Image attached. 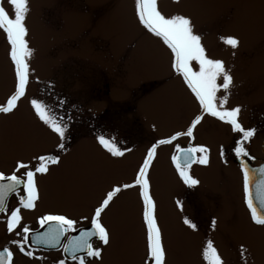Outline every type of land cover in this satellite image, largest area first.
<instances>
[{"label": "rangeland", "instance_id": "rangeland-1", "mask_svg": "<svg viewBox=\"0 0 264 264\" xmlns=\"http://www.w3.org/2000/svg\"><path fill=\"white\" fill-rule=\"evenodd\" d=\"M158 3L165 14L179 11L192 15L194 30L201 35L208 56L223 60L231 69L234 84L228 106H240L239 121L245 128L255 129L246 148L253 151L250 153L255 160L259 159L257 148L264 137V0ZM30 7L27 25L36 49L32 68L41 82L54 84L55 96L66 100L57 111L66 120L71 118L68 151L51 175L39 179L37 208L38 212L66 213L79 219L110 182L132 179L146 149L156 139L184 130L198 114V105L182 80L171 72L166 47L136 23L134 0H30ZM227 36L240 38L235 56L221 40ZM7 51L0 33V104L6 102L14 85ZM27 96L52 102L44 84L34 79ZM98 133L115 137L121 147L131 151L121 159L110 158L96 143ZM194 135L193 143L210 148L209 165L197 164L190 170L199 185L187 188L172 168L174 144H187V137L160 146L150 173L168 264H202L203 244L206 239L217 240L213 235L220 233L219 228L227 236V242L218 250L226 264L229 256L233 257L229 243L244 241L229 228L233 229L241 217L246 218L239 176L232 164L236 137L229 126L208 116ZM54 143L34 116L28 99L19 102L13 115L0 116V167L4 171H11L16 159L29 157L26 145L38 152L50 151ZM221 146L224 159L220 157ZM177 199L183 203L182 213L175 205ZM239 213L244 215L240 217ZM182 216L190 217L197 230L185 229ZM213 219L219 227H212ZM105 223L113 238L111 246L104 249L102 264H144L141 206L134 190L121 194ZM165 231L170 232L166 238ZM12 236L0 231V238ZM2 245L4 242H0V249ZM11 249L16 256H23L15 247ZM39 254L44 258L34 254L39 259H31V264L59 261L58 255ZM14 260V264H22Z\"/></svg>", "mask_w": 264, "mask_h": 264}, {"label": "snow or ice", "instance_id": "snow-or-ice-1", "mask_svg": "<svg viewBox=\"0 0 264 264\" xmlns=\"http://www.w3.org/2000/svg\"><path fill=\"white\" fill-rule=\"evenodd\" d=\"M5 3L7 7H5ZM176 5L181 0H173ZM31 12L30 0H0V33L4 35L8 46L7 56L12 66L14 85L6 102L0 104V116H11L19 108L22 99H28L34 116L42 127L54 138L50 151L35 152L27 159L18 158L9 174L0 171V217L5 224L6 234L17 238L9 240V245L24 257L39 259L34 255L32 244L49 247L60 246L62 251L75 264H102L103 252L111 246L113 234L105 223V217L111 212L126 191L134 190L141 206V223L144 235V264H168V252L164 244L163 230L157 215V202L152 194L151 169L157 157V149L162 145H173L181 137L188 138V146L174 144L171 163L179 180L188 188H194L200 181L191 175L193 164L208 166L210 148L205 144H195L194 130L205 116L229 126L235 134L234 157L240 161L242 173L243 201L247 207L252 224L264 229V166L252 168L247 163L254 160L246 148L254 136V128H245L239 121L240 106L229 107L228 101L234 78L231 69L221 59L210 58L202 44V37L194 29L192 15L184 12L165 14L158 0H134V18L138 26L146 33L158 39L169 51L170 70L182 80L189 90L193 101L198 105L196 114L186 128L171 135L156 139L147 149L142 161L136 166L130 181L115 180L100 194L88 215L79 219L66 214L49 212L38 217L43 231H33L22 224L21 209L34 210L40 199L38 177L51 175L58 168L68 151L67 141L70 119H65L57 109L62 108L66 100L55 96L52 82H41L35 75L31 61L36 49L32 47L27 17ZM224 45L230 47L235 56L240 46L238 36L221 37ZM43 83L46 94L52 97L48 102L39 96L28 97L30 83ZM218 93H222L218 95ZM155 130V126H153ZM98 146L114 160L125 157L131 149L123 148L115 137L98 133L95 136ZM220 157L225 158L223 146ZM15 195L17 206L8 209L9 197ZM176 207L183 212V203L177 199ZM87 222L88 227H78ZM182 224L196 231L197 224L188 216H182ZM215 228L216 220L211 221ZM98 241L99 245L94 242ZM10 246L0 250V264H14V255ZM241 256L246 254L240 246ZM202 264H225L212 240H207L201 250ZM57 264H66L64 259ZM246 264V261H245Z\"/></svg>", "mask_w": 264, "mask_h": 264}, {"label": "flooded vegetation", "instance_id": "flooded-vegetation-1", "mask_svg": "<svg viewBox=\"0 0 264 264\" xmlns=\"http://www.w3.org/2000/svg\"><path fill=\"white\" fill-rule=\"evenodd\" d=\"M36 134H37V132H36ZM263 140H264V137L260 141V145H259L260 147L258 146V148H257L259 150L258 153H260V156L261 157L259 159H256V160L254 159V160H248L247 161V163L249 164V166L252 167V168H257V167H260V166H264V152L261 149L262 148L261 142ZM28 146H29V148L27 147V145L25 146V151H27L29 153L28 156L30 157L35 151L37 152V149L31 150L30 149L31 145H28ZM181 146L182 147H187L188 146V143L187 144H184V145H181ZM38 152H42V150L40 149ZM250 152H251V150H250ZM255 152H256V150H255ZM251 153L253 154V151ZM251 153H250V155H251ZM25 159H27V158H25ZM232 164L235 166L236 172H237V174L239 176V187H240L239 188L240 189L239 192H240L242 207H243V210H244V212L246 214V218L245 217H241V215L242 214L244 215V213H242V214L239 213V216L241 218H240V220L238 219V221H235L236 223H234V228L232 229V228H229L228 227L229 230L234 235L239 234V235L243 236L244 237V241L241 242L238 239H236V243L235 244L229 243V246L231 248L233 257L229 256V260H228V262H226V264H235V262H234V255H236L235 261H236L237 264H245V261H246V264H264V229H262V228H260V227H258L256 225H254V224H252V222L250 220L249 212H248L247 207H246V205L244 204V201H243L242 173L240 171V166H239L240 165V161L237 160L234 157ZM196 165L197 164H193L192 167H194ZM172 168H174L173 165H172ZM0 171L5 172V174H9L10 173V171L9 172L8 171L6 172L1 167H0ZM45 177H47V176L38 177L37 179H38V181H41L39 179H41V178L44 179ZM38 203H39V200L37 201V205H36V208L34 210H24V209H21V215L23 217L22 224L29 226V228L31 230H33V231L42 230L39 227V224L37 222L38 221V217H40L41 215H44L46 213H49V212H38V208H37L38 207ZM16 206H17V198H16L15 195H12V196L9 197V200H8V209L11 210V209H13ZM61 214H66V213H61ZM88 214H89V210L87 211V214L86 215H88ZM2 220H3V217H0V231L1 230H5V224L2 222ZM88 226L89 225L87 224V222H84L83 224H78V227H85L86 228ZM238 226H242V227L237 228ZM184 227H185V229H187L186 226H184ZM215 227H219V224L215 225ZM244 227H245V229H244ZM187 230H189V229H187ZM219 230H220V233H215L213 235L214 237L217 238V240L212 238V241L214 243V246L218 250L220 248H222V246L227 242V236L225 234V231L222 230L221 228H219ZM169 233L170 232H166L165 231V238H166L167 235H169ZM203 237H208V236H205L203 234ZM16 238L17 237L15 235L12 236V239H16ZM9 240H11V239H7L6 240L4 238H0V242H4V245H2L3 247L10 246L9 243H8ZM207 240H209V239H206L205 242ZM218 240L222 241L223 244H220ZM166 241H167V239H166ZM205 242H204V244H205ZM247 242H249L248 246L246 245ZM94 243L97 244L99 242L98 241H95ZM164 244H165V242H164ZM241 245H243L244 248L247 250L246 251V254L243 257L241 256V251H240V246ZM3 247L0 250H2ZM10 247L13 248L14 246H10ZM31 248L34 249V254H38V255H40L39 253H46L44 255H48V254H52L53 255V254H55V255H58L59 260L60 259H64L66 261V264H75V262L72 259H67V258H65L63 256V251H62V248L61 247L59 249H57V250H43V249L34 248V247H31ZM12 251L14 252V250H12ZM40 258H44V256L40 255ZM14 259L19 260L17 262L22 263V264H23L24 261L25 262L28 261V262H30V264L32 263V260L31 259H29L27 257H24V256H16V255H14ZM232 260H233V262H232ZM14 262H15V260H14ZM36 262H39V261L36 260ZM143 263H144V258H143ZM168 263H169V258H168Z\"/></svg>", "mask_w": 264, "mask_h": 264}, {"label": "water", "instance_id": "water-1", "mask_svg": "<svg viewBox=\"0 0 264 264\" xmlns=\"http://www.w3.org/2000/svg\"><path fill=\"white\" fill-rule=\"evenodd\" d=\"M262 151L264 152V142L262 144ZM44 229H42L41 231H43ZM31 247H34V248H41V249H44V250H57L60 248V246H57L55 248L53 247H49V246H45V245H35V244H32ZM65 257L67 259H71V257L67 256L65 253H64Z\"/></svg>", "mask_w": 264, "mask_h": 264}]
</instances>
